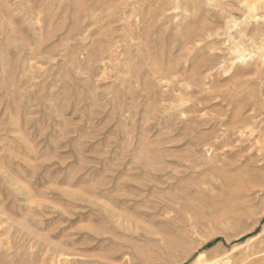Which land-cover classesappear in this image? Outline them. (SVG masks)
<instances>
[{
  "label": "rangeland",
  "instance_id": "rangeland-1",
  "mask_svg": "<svg viewBox=\"0 0 264 264\" xmlns=\"http://www.w3.org/2000/svg\"><path fill=\"white\" fill-rule=\"evenodd\" d=\"M252 2L0 0V264H264Z\"/></svg>",
  "mask_w": 264,
  "mask_h": 264
},
{
  "label": "bare ground",
  "instance_id": "bare-ground-1",
  "mask_svg": "<svg viewBox=\"0 0 264 264\" xmlns=\"http://www.w3.org/2000/svg\"><path fill=\"white\" fill-rule=\"evenodd\" d=\"M252 2V0H251ZM253 3V2H252ZM256 4L253 3V5L251 4V6H254ZM256 7H254L255 9ZM250 11V10H249ZM261 48V47H260ZM242 134V133H240ZM243 136V135H242ZM178 245H180V242H174L172 243V249L173 250H177L178 249ZM202 254V253H201ZM255 253H248L245 255V259L249 258L250 256L254 255ZM199 258V257H198ZM217 258V259H216ZM224 259V260H223ZM223 259H219L218 255L217 256H204L202 255L199 259H198V264H217L220 262H223V264H244L242 263L243 261L241 260V258L239 259V257L236 256H229L227 255L225 258Z\"/></svg>",
  "mask_w": 264,
  "mask_h": 264
}]
</instances>
